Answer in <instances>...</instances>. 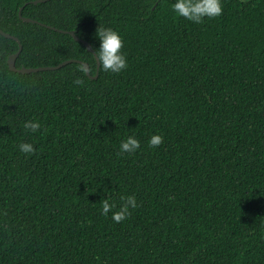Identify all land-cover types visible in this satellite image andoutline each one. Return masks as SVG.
I'll return each instance as SVG.
<instances>
[{"label":"trees","instance_id":"16d2710c","mask_svg":"<svg viewBox=\"0 0 264 264\" xmlns=\"http://www.w3.org/2000/svg\"><path fill=\"white\" fill-rule=\"evenodd\" d=\"M35 1L0 0L18 69L80 60L95 76L63 32L98 47L99 26L128 67L15 72L0 34V264H264V0L200 24L175 0ZM130 135L140 148L120 154ZM121 195L138 206L116 223L100 201Z\"/></svg>","mask_w":264,"mask_h":264},{"label":"clouds","instance_id":"9594fccd","mask_svg":"<svg viewBox=\"0 0 264 264\" xmlns=\"http://www.w3.org/2000/svg\"><path fill=\"white\" fill-rule=\"evenodd\" d=\"M172 10L178 17H182L190 22L200 24L205 18L213 19L219 17L223 13V0H175L172 5ZM95 38L99 41V46L89 47V51L94 55L98 64L106 72L119 74L128 67L127 55L123 49L124 41L120 33L109 27H100L95 32ZM86 69V66H84ZM75 84H81L83 81L77 77ZM23 127L30 133H37L41 128V123L38 120H27ZM163 142V137L160 135H152L148 141L149 146L158 147ZM140 148V141L133 135L128 136L120 142L119 152L134 153ZM20 152L32 154L36 151L33 144L22 142L18 145ZM122 203L117 209L114 201L108 198L101 199V213L105 216L111 214V219L120 223L126 220L131 215V210L137 205L134 195H121Z\"/></svg>","mask_w":264,"mask_h":264},{"label":"water","instance_id":"95a60500","mask_svg":"<svg viewBox=\"0 0 264 264\" xmlns=\"http://www.w3.org/2000/svg\"><path fill=\"white\" fill-rule=\"evenodd\" d=\"M46 1H48V0H37V1L33 2V3H34V4H39V3H42V2H46ZM20 17H21L25 22L38 23V22L35 21V20L29 19V18H23L21 12H20ZM60 32H63V31H60ZM63 33H68V34H70L71 36H73V38H74L77 42H81V43H83V44L86 46L87 50L89 51V47H90L91 44L88 43L87 41H84V40H82L81 38H79V37L76 35L75 32H63ZM0 34L3 35V36H5L6 38L13 39V40L17 41L18 44H19V50H18L16 53L10 55L9 60H8L9 68H10L12 71L20 72V73H25V74H26V73H35V72H39V71H53V70H58V69H60V68H62V67H64V66H66V65H68V64H70V63H80V64H82L83 66H86V69H85V70H86V74H87L89 77H91V78H93V79H96V78L98 77V75H99V67H100L99 64H98L97 74H96L95 76H92V75H91V72H90V65H89L88 63L83 62V61H80V60H67V61H64L63 63H61V64H59V65H57V66L38 67V68H25V67H23V68H21V69H18V68L16 67V61H17L19 55H20L21 52H22V49H23V45H22V43L20 42V40H19L17 37H15V36H13V35H11V34H9V33H6V32L3 31L1 28H0ZM89 52H90V51H89Z\"/></svg>","mask_w":264,"mask_h":264}]
</instances>
